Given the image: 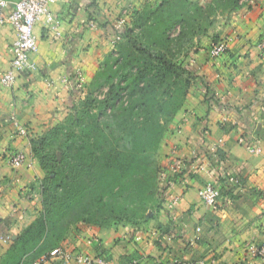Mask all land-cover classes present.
<instances>
[{
    "label": "crops",
    "instance_id": "1",
    "mask_svg": "<svg viewBox=\"0 0 264 264\" xmlns=\"http://www.w3.org/2000/svg\"><path fill=\"white\" fill-rule=\"evenodd\" d=\"M6 1L11 12L17 0ZM148 9H154L150 0H59L49 10L60 20V36L35 25L36 70L0 87V259L41 211L44 174L30 140L65 119L76 98L75 75L91 81L102 56L116 55L114 29L130 28ZM216 19L194 39L188 64L194 76L157 150L160 199L151 215L138 225L79 223L58 247L113 263L264 264L252 254L264 243V50L255 47L264 35V0H242L230 17ZM216 37L229 46L211 58ZM14 40L12 25L1 24L0 73L10 66ZM213 150L222 159H211ZM18 151L26 159L13 168L9 155ZM227 176L236 182H225ZM209 182L219 191L215 209L198 194Z\"/></svg>",
    "mask_w": 264,
    "mask_h": 264
},
{
    "label": "trees",
    "instance_id": "2",
    "mask_svg": "<svg viewBox=\"0 0 264 264\" xmlns=\"http://www.w3.org/2000/svg\"><path fill=\"white\" fill-rule=\"evenodd\" d=\"M241 3L163 0L138 15L130 28L114 29L127 39L115 50L116 59H104L82 100L75 92L64 121L30 140L44 174L41 211L12 240L0 264L37 262L79 223L110 227L145 221L158 189L157 150L192 80L191 72L167 54L171 46L191 47L217 16ZM177 27L179 34L171 40L169 32ZM137 29L146 49L131 37ZM106 86V96L97 102L93 92ZM217 156L222 159L219 151L210 158Z\"/></svg>",
    "mask_w": 264,
    "mask_h": 264
},
{
    "label": "built area",
    "instance_id": "3",
    "mask_svg": "<svg viewBox=\"0 0 264 264\" xmlns=\"http://www.w3.org/2000/svg\"><path fill=\"white\" fill-rule=\"evenodd\" d=\"M59 0H17L11 12H7V1L0 0V25L8 23L15 30V40L13 41L10 51L12 58L9 68L0 73V87L11 88L14 86L17 77L20 74L32 73L36 70L35 63L31 60V55L37 52V44L34 37V27L38 23L45 26L55 37L60 36V20L50 14V6ZM121 26V25H120ZM119 26V27H120ZM118 27V29H119ZM229 46V39L223 38L217 43L212 44L209 49L211 58H217L224 54ZM256 49L264 50V35L256 43ZM18 133L27 136L25 128L17 124ZM250 153H260L259 148H248ZM215 150H213L214 156ZM23 152H11L9 162L13 168H18L25 162ZM227 183H235L233 177L227 176ZM199 198L202 203L212 209H215L219 199L217 187L209 182L199 190ZM197 231H199L197 229ZM252 254L257 257H264V243L253 248ZM141 264L136 258L125 262L113 263L105 258L92 257L87 254L75 253L63 247L52 249L45 257L33 264Z\"/></svg>",
    "mask_w": 264,
    "mask_h": 264
},
{
    "label": "rangeland",
    "instance_id": "4",
    "mask_svg": "<svg viewBox=\"0 0 264 264\" xmlns=\"http://www.w3.org/2000/svg\"><path fill=\"white\" fill-rule=\"evenodd\" d=\"M151 1V3H152V5H153V8H156L163 0H150ZM235 12V11H234ZM234 12H231V13H229V14H224V15H222V16H229L230 17V15L232 14V13H234ZM126 16H128V15H126ZM217 18V17H216ZM214 19L215 20V22L216 21H218L217 19ZM122 20H125V18H123ZM127 24V23H126ZM179 28L177 27L176 29H173V30H171L170 32H169V38L171 39V40H174L176 37H177V35L179 34ZM208 31V30H207ZM207 33V32H206ZM205 35V34H204ZM131 37H133V38H136V41L137 42H139V43H141V44H143L144 45V47H145V49L147 48V45H146V42L144 41V39H143V34H142V32L140 31V30H135L134 31V33L131 35ZM213 38H214V36H213ZM225 38V37H224ZM123 38H119V37H116L114 40V48H113V55L114 54H116L115 53V46H116V44L118 43V42H120L121 40H122ZM227 39V38H226ZM125 40H127V39H124V42H125ZM219 40H221L220 39V37L218 38V37H216L213 41V43L212 44H215V43H217ZM211 44V45H212ZM194 48H195V46H189V47H184L182 50H178L176 47H174V46H171V54L170 53H168L167 54V56H175L174 57V62H176L179 66H181V68H185V69H188L189 71L191 70L190 68H189V60H191L192 59V57H193V51H195L194 50ZM192 52V53H191ZM107 56H102V61H100V63H99V65H96V67H98V70H96V73L99 71V69L101 68V66H102V64H103V61H104V59L106 58ZM116 57H117V55H115V56H113V58L114 59H116ZM95 73V74H96ZM80 74V75H79ZM95 76V75H94ZM194 75H192V73H191V77H193ZM94 78V77H93ZM93 78H92V80H93ZM74 80H73V82H72V85H73V87H75L76 88V90H77V92H78V95H79V97H78V99L79 100H82L86 95H87V93H88V91H89V86H90V83H91V81L90 80H85L84 78H83V75L81 74V72H79L78 74H76L75 75V77L73 78ZM107 92H108V86H106V87H103V88H100V89H96L94 92H93V97L95 98V100L97 101V102H99V101H102L103 99H104V97L106 96V94H107ZM77 99V100H78ZM74 101V102H76L75 103V105L77 106L78 105V103H79V100L78 101ZM124 100H126V97H123L122 99H121V101H124ZM70 113H72V110H70L69 109V111L67 112V115L68 114H70ZM66 118V117H65ZM65 120V119H64ZM63 120V121H64ZM157 194H160L158 191H157V193H156V195H155V199H154V202H153V204L152 205H150V207L149 208H153L152 206H157V202L159 201V196L157 195ZM154 209V208H153Z\"/></svg>",
    "mask_w": 264,
    "mask_h": 264
},
{
    "label": "water",
    "instance_id": "5",
    "mask_svg": "<svg viewBox=\"0 0 264 264\" xmlns=\"http://www.w3.org/2000/svg\"><path fill=\"white\" fill-rule=\"evenodd\" d=\"M151 215V212L147 214V217H149Z\"/></svg>",
    "mask_w": 264,
    "mask_h": 264
}]
</instances>
